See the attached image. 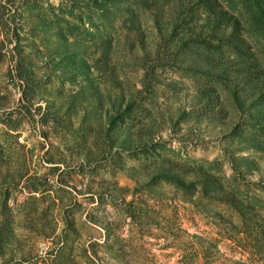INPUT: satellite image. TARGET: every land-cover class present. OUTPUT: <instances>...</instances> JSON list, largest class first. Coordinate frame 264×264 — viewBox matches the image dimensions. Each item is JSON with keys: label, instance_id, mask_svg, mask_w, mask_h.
Masks as SVG:
<instances>
[{"label": "rangeland", "instance_id": "1", "mask_svg": "<svg viewBox=\"0 0 264 264\" xmlns=\"http://www.w3.org/2000/svg\"><path fill=\"white\" fill-rule=\"evenodd\" d=\"M0 264H264V0H0Z\"/></svg>", "mask_w": 264, "mask_h": 264}]
</instances>
